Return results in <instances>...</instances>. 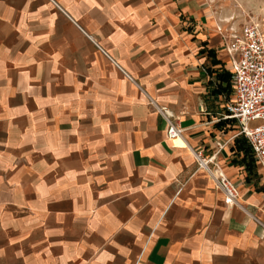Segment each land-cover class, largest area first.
<instances>
[{"label": "crops", "instance_id": "crops-1", "mask_svg": "<svg viewBox=\"0 0 264 264\" xmlns=\"http://www.w3.org/2000/svg\"><path fill=\"white\" fill-rule=\"evenodd\" d=\"M248 22L264 0H0V264H264V175L224 109Z\"/></svg>", "mask_w": 264, "mask_h": 264}, {"label": "built area", "instance_id": "built-area-1", "mask_svg": "<svg viewBox=\"0 0 264 264\" xmlns=\"http://www.w3.org/2000/svg\"><path fill=\"white\" fill-rule=\"evenodd\" d=\"M224 38L226 50L232 57L229 75L232 97L224 104L225 119L236 123L239 135L250 146L252 156L264 175V27L248 22L239 29L230 28ZM148 101L165 121L167 139L172 142L180 139L186 143L178 118L169 110L157 107L150 98ZM187 148L198 168L207 173L222 193L224 204L235 206L238 190L213 162V157L205 158Z\"/></svg>", "mask_w": 264, "mask_h": 264}, {"label": "trees", "instance_id": "trees-1", "mask_svg": "<svg viewBox=\"0 0 264 264\" xmlns=\"http://www.w3.org/2000/svg\"><path fill=\"white\" fill-rule=\"evenodd\" d=\"M218 77H219V79H221L222 81H224V87L223 88H221V91L223 92V91H226L229 87H228V85H227V79L225 78V76L224 75H222L221 76V74L220 75H218Z\"/></svg>", "mask_w": 264, "mask_h": 264}, {"label": "bare ground", "instance_id": "bare-ground-1", "mask_svg": "<svg viewBox=\"0 0 264 264\" xmlns=\"http://www.w3.org/2000/svg\"><path fill=\"white\" fill-rule=\"evenodd\" d=\"M177 141H181L182 142V140H180V139H177Z\"/></svg>", "mask_w": 264, "mask_h": 264}]
</instances>
